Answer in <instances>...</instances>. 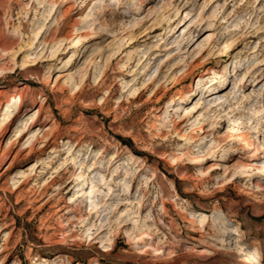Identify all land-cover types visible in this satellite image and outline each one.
<instances>
[{
  "label": "rangeland",
  "instance_id": "1",
  "mask_svg": "<svg viewBox=\"0 0 264 264\" xmlns=\"http://www.w3.org/2000/svg\"><path fill=\"white\" fill-rule=\"evenodd\" d=\"M48 1L0 0V83L3 84L0 122L8 108V103L2 102L4 96L11 94L14 86L24 90L30 85L21 113L4 139L0 138V149L8 139H14L24 116L38 112L41 102H37V97L41 91L46 94L44 107L50 116L42 115L47 119L42 128L56 130L53 138L56 144L52 142L44 152L35 151L30 159L21 161L0 178V250L10 235L9 249L0 254V264L7 253L13 255L6 264H31V261L92 264L94 259L100 264H243L239 248L251 254L257 261L255 264H264V179L257 168H248L250 163L258 167L264 161V152L262 157L258 156L264 142V64L252 75L244 91L235 88L240 82L238 78L252 68L254 61L264 60V0H216L211 4L206 0H122L121 9L117 8L115 13L108 11L105 16L94 12V3L107 6L112 0H84L87 6L65 21L60 14H51L46 8ZM73 2L68 0L66 4ZM145 5L142 12L139 10L126 18L117 16L131 7ZM223 16L229 23L222 26L219 18ZM107 17L115 21L112 26L105 24ZM235 20L238 24L247 20L253 23L249 33L254 36L239 45L230 57L221 56L219 48L224 32L231 33L232 28L238 27L237 34H241V25H236ZM43 25H48L49 30L40 38ZM94 28L99 35L91 37ZM211 30L218 33L214 47L201 56L200 48ZM259 30L262 32L256 35ZM46 36L51 40L44 45ZM131 38L136 41L129 45ZM56 49L58 53L52 57ZM65 49L68 51L62 53ZM169 53L173 58L166 62L155 84L141 99L133 101L134 92L159 72ZM28 54L40 59L33 71L20 69ZM114 55L116 58L104 74L103 84L98 86L97 76L102 66ZM92 58L95 66L90 65ZM64 64L71 65L63 67ZM205 68L215 73L203 74ZM239 69L240 73L234 75ZM11 70L15 72L10 73ZM37 74L47 77V85L36 83ZM83 75L87 82L71 105L67 103L71 100L69 85H74ZM223 75L227 87L206 91L208 82H216ZM58 76H64L62 92L51 89ZM160 85L161 92L153 98V91ZM189 91L196 92L194 100L182 103V94ZM231 93L237 98L228 103L225 94ZM241 94L249 100L243 101ZM213 98L222 103L208 110ZM102 99H107V103L101 110ZM199 102L198 112L183 123L184 109ZM256 108L262 109L263 115L254 116ZM229 109L232 113L225 115ZM158 113L161 120H156ZM196 119H202L205 125L191 133ZM235 119L242 120L245 126L253 124L255 132L230 141L228 129L234 127ZM243 131L247 132L248 128ZM183 133L193 137L181 141L179 137ZM204 135L209 137L199 141ZM79 138L81 142L76 147ZM28 139L29 136L25 137L0 161V174L15 152L29 144ZM181 145L184 147L180 148ZM125 148L141 159H132L124 153ZM102 152L101 172L109 181L116 178L118 184L111 181L101 187L103 195L108 194L110 187L115 195L96 221V217L85 213L86 200L73 204L68 201L82 184V178L73 181L74 177L82 167L85 177L90 164ZM188 153L200 164L191 165L190 171L184 167L175 171L171 167L172 158L178 157L185 164ZM72 155L78 158L79 167L73 166ZM112 160L116 165L106 170ZM37 161L39 171L46 173L37 172L22 192H13L19 172L30 171ZM215 165L218 168L211 171ZM57 166L64 168L63 173L49 188H44ZM242 172L249 176L226 184ZM127 184L133 185L132 195H123ZM31 186L37 191L27 195L25 190ZM61 186L59 193L56 188ZM17 194H21V199H17ZM142 194L146 195L147 203L144 209H138L135 202ZM50 197L45 207H39ZM122 199H129L130 205L118 206ZM66 208L74 211L65 213ZM203 215L210 221L203 231L196 232L197 218ZM88 217L92 219L91 225L82 227V220ZM234 227H240L241 233H231ZM136 231L147 236L145 243L132 242L138 234ZM95 235L97 241H92ZM176 238L180 241H175ZM254 244L258 245L257 253ZM106 245L113 249L110 254L103 251ZM145 246L159 250L139 254ZM45 259L49 261L46 263Z\"/></svg>",
  "mask_w": 264,
  "mask_h": 264
},
{
  "label": "bare ground",
  "instance_id": "2",
  "mask_svg": "<svg viewBox=\"0 0 264 264\" xmlns=\"http://www.w3.org/2000/svg\"><path fill=\"white\" fill-rule=\"evenodd\" d=\"M67 1L68 0H49L47 3L46 2H44V3H46V8H49V11L51 12V14L53 16L56 15V14H60L61 18L64 21L67 18H70L71 16H73L77 12L78 9H81V8L87 6V3L84 0H74V2L69 4V5L66 4ZM215 1L216 0H206V3L207 4H211V3H214ZM123 3L124 2L122 0L121 1L120 0H112L107 6H105L106 5L105 3L102 4L101 2H95L94 6H93V8H94L93 10H94L95 13L105 16L106 12H108V11H112V13L113 12L115 13L117 8L121 9L123 7ZM95 4L96 5L102 4V5L95 6ZM258 4H259V2H258ZM146 6L147 5H145L144 7H137V8H132L131 7L129 9V11H124V13H120L117 16L126 18L127 16H129V14L138 13L139 10L141 12L144 11L146 9ZM48 17L49 16H47V18ZM246 17H247V15L244 16V19ZM89 19H92V18H89ZM219 20H221L220 25H222V26L224 24L229 23V19H227L226 16H223V17L219 18ZM104 22H105L106 25L112 26L115 21L112 22L107 17ZM234 22L236 23V25H241V34H239V33L237 34V31L240 30V28H238V27L237 28L236 27L232 28V32L231 33L224 32L225 35L226 34H228V35L227 36L224 35L223 40L220 42L221 44H220L219 51H220V55L221 56L222 55H226V56L230 57L231 53H233L235 51V49L238 48L239 45L243 44L247 39H249V38L254 36V35H251L249 33L253 29V23H250L249 20H247L246 22H241L240 24H238V20H235ZM47 30H49V26L48 25H43L42 29L39 31L40 38L43 37L48 32ZM243 30H244V32H243ZM260 32H262V31L259 30V32L256 35H258ZM217 34L218 33L216 31H214V30L209 31L208 36H206L205 44H203L201 46V48H200L201 51H202L201 56L206 51H208V50H210V49H212L214 47L215 37L217 36ZM97 35H99V32H98L97 29L94 28L93 29V34L91 35V37H96ZM131 39L132 40H130L129 43H128L129 45L136 41L135 38H131ZM49 40H51V39H49V37L46 36L44 41H43L44 45H46L49 42ZM216 44H217V42H216ZM129 45H127L126 47H128ZM56 51H57V49L54 50V52L52 53V57L53 56L55 57L57 55L58 52H56ZM67 51L68 50L65 49L62 53H65ZM6 55L8 56V54H6ZM165 57H167V60L161 65V68L159 69V72L151 80H149L145 84H142L143 86H140V88L134 92V95L132 96L133 101L139 100L145 95V93L150 89V87L153 84H155L157 79L161 76V74H162V72L164 70V67L166 65V62L173 58L171 53L167 54ZM115 58H116L115 55L112 56V58H108L106 60V63L104 64V66H102V71L97 76L98 81H97L96 84L98 86L103 82V76H105L104 74L111 68L112 63L114 62L113 60ZM51 59L52 58H50L49 60H51ZM92 61H94L93 58H92V60L90 62V65H92V64L94 65V62H92ZM258 61L259 60L254 61L251 64L252 68L250 70H248L245 74H242L238 78L237 81L240 80V82L238 84H236L235 88H237L238 90L244 91L243 89H245V87L251 81L250 78L252 77V75L255 74V72H257L260 69L261 65L264 64V60L263 61H259V62ZM39 63H40V59L36 60V57H33L31 54H28V55L25 56L23 64L20 67V69L33 71L34 68L37 67ZM70 65L71 64H66V65L64 64L63 67L70 66ZM205 69L206 70H205V72L203 74L215 73L214 70H211V69H208V68H205ZM239 71H240V69L236 70L234 75L239 74L240 73ZM14 72H15V70H11L10 71V73H14ZM37 76H38L39 80L36 81V83H39L42 86L47 85V80H46L47 77H42L41 78L38 74H37ZM63 77L64 76H58L56 78L55 85H53L51 87L52 90H56V91H59V92H62L64 90V86H63V83H62V78ZM69 79H70V77H69ZM86 82H87V77H86V75H83V76H81V78L79 80H77L74 83V85L73 84L69 85L71 87V88L69 87L71 89V94H70L71 95V100L70 101L65 100V101H67V103L69 102V104L72 105L73 102H74V99L77 96H80L82 94V91L84 89V86H85ZM206 85H208V89L206 91H219L220 89L225 88V87L228 86V82L226 81V75L221 76L218 80H216V82H208ZM1 87H3L2 83H0V88ZM66 88H68V87H66ZM29 90H30V85L29 84H27L25 86L24 90H21V87H19V86H14L13 89H12L11 94H7V95L4 94L5 95L4 96V100H2V102L6 101L8 103V108L6 109L7 112L5 114L4 119L0 122V132H1V134H0L1 137L0 138L1 139H4V137L9 132L11 125L14 123V121L17 118V116L21 113V111H22V109H23V107L25 105V102L27 100V95L29 93ZM161 90H162V86L161 85L158 86L157 88H155V90L153 91L152 97L153 98L157 97L159 95V93L161 92ZM214 93L215 92H212V94H214ZM195 94H196L195 91L185 92L184 94H182L181 102L182 103H187L191 99L193 101L194 100L193 97L195 96ZM198 94H199V92H198ZM0 95H2L1 92H0ZM39 95L40 96L37 97V99H38L37 102L40 101L41 105L39 107L38 112L33 114V115H31V116L29 114L24 116L26 118L23 117L24 120L21 122V124L19 125L18 129L16 130L17 134L14 136V139L13 138L12 139H8L6 144H5V146L2 149H0V161H2L9 155V153L15 147L20 145L21 141L25 137L29 136V139H28V141L30 140L29 144L24 146V147H20L15 152L14 158L10 161V164L8 165L6 170L0 174V178L3 177L5 174L9 173L10 171H12L15 167H17V165L21 161L30 159L34 155L35 151L38 150V151H43L44 152L45 149H47V147L49 145H51L53 143L56 144L55 139H53L55 134H56V130L53 129V128H51V129L42 128V125H44V123L47 120V119H43L42 115L45 114V116H49V111L46 110L45 107H44V99L43 98L45 97L46 94L41 91ZM211 96L212 95H210V97ZM225 96H226L225 101H228V103H231V101H233V99L237 98V96H235V94H232V93L231 94H225ZM240 96L243 99V101H248L249 100V97L244 95V94H241ZM157 99H159V98H157ZM100 101H101L100 105L99 104L98 105L100 106L99 108H101V110H102V109L105 108V105L107 103V99H102ZM212 101L213 102H210L208 104V110H210V109L212 110L213 107H216V106H218L219 104L222 103L220 101H217V99H214V98L212 99ZM200 103L201 102L196 103L195 105L184 109L185 115L183 116L182 122L185 121V120H189L190 118H192V116L196 112H198V110L201 108V106L199 105ZM262 106L264 107V104ZM238 107H241V106H238ZM2 110H3V107L0 106V116H1ZM65 111H66V109L64 110V112ZM160 111H162V109H160ZM262 111H263L262 109H257L256 108L254 110V113H255L254 116L255 115L256 116L263 115ZM225 112H226L225 115H228V114L232 113V110H230V109L228 111L225 110ZM237 112H236V114H239ZM161 119H162V115L159 114V113L156 114V120H161ZM48 120H49V118H48ZM233 123H234V127L228 129V136L227 137H228V139L230 141L231 140H234V141L235 140H240V139L246 137L247 135L251 136L252 133L255 132L253 130V124L249 125V123H248V126H245L244 122L242 120H240V119H235L233 121ZM262 123H263V121L260 122V124H262ZM204 125L205 124H203L202 119H196L192 123V126H194V127L191 129L190 132L193 133V132H196V131H200V130L203 129ZM54 128H56V127H54ZM245 128H248L247 132L243 131V129H245ZM73 131H74L75 134H79V131L74 130V129H73ZM212 134H213V132H212ZM192 137H193L192 135H188L187 136V135H185L183 133V134H180L179 140L187 142L188 139H191ZM204 137H206V139H207V137H209V136L208 135H206V136L204 135V136L199 138V141H202ZM80 142L81 141H80V138H79L76 147L79 146ZM38 144H40V146L36 147ZM182 147H184V146L181 145L180 148H182ZM260 147H262V148L258 149V153H259L258 156L262 157L263 156V152H264V142H263V145L260 146ZM25 150H28V152L23 156ZM52 151H55V150H52ZM124 153L125 154H129L130 157H132V159L133 158L139 159V160L141 159L140 156H138L136 153H134L129 148H125ZM102 157H103V152L101 153V155L99 157H96V159H94L92 164H90L89 170H88L90 172L85 177H84V175H85L84 172L85 171H83V167H82V170L80 171V173L76 177H74L73 181H77L78 179L82 178V180H81L82 184H81V188L76 189V192L71 197V201H68V203H72L73 204V203L77 202L78 200H80V202H83V200H86V211H85V213L88 214L89 217H93V216L96 217L97 218L96 221H98L100 219L101 212H103V211H105L107 209L108 202L112 199L113 195H115V191H114V189L112 187L109 188L108 194H104L103 195L101 193V190H100L101 187L103 185H107V183H109L111 181H114L115 184H118V180H116V178L113 177L109 181V177L104 172H101V169H103V167L100 164L101 160H102ZM72 159H73L72 160L73 161V166L74 167H79L78 158L76 156L72 155ZM185 159H186V162H184L185 164H181V161H183V160H181L178 157L177 158H172L173 163H172L171 167L175 171H178L179 169H181V167H184L185 170L190 171L193 168V167H191V165H199L200 164L199 162L197 163L196 162V158H194L189 153L186 155ZM116 163L117 162L115 160H112L110 165H108V167L106 168V170L107 169L111 170L116 165ZM46 167H49V166H46ZM46 167L44 166V168H46ZM86 167H87V165H86ZM216 168H218V166H216V165L214 167L212 166L211 171H214ZM248 168H250V169H256L257 168L259 170V172H260V178L264 179V161H262V163L258 167H256L254 164L250 163L248 165ZM39 170H40V164H39L38 161L32 165V168L30 169V171H22L21 170L19 172V174H20L19 180L20 181L18 180V181L15 182V184H14L15 188H14L13 192L14 191L18 192V193L22 192L24 187L27 186L31 182V180H33L34 177L37 176V172L46 173L45 171H39ZM63 170H64L63 167L57 166L55 168L53 174H52V178L50 180H47V182L44 183L43 187L44 188H49L50 184H52L53 182L57 181L56 178L58 177L59 174L63 173ZM103 171H105V170H103ZM171 173H173V172L170 171V174ZM242 173H244V172H242ZM73 176H75V173L73 174ZM248 176H249V173H244L241 176L236 175L233 178H231L226 184H232V183L234 184L239 179H243V178L248 177ZM163 178H167V175L163 174ZM5 188L2 187V189H5ZM56 189H58L59 190L58 192L61 193L63 187L61 186V187H58ZM259 189L263 190L262 187L259 188ZM174 190H175V186H174ZM36 191H37V189L34 186H31L30 188L25 190V193L27 195H32ZM124 191L126 193L123 194V195H127V194L132 195V193L134 192L133 191V185L131 186V185L127 184L126 188L124 189ZM20 195L17 194V196H16L17 199H21ZM100 196H102V198H100ZM51 199H52V197L48 198L39 207H41V208L45 207L47 205V203ZM119 202L120 203L118 204V206H120V207H122L124 205H128V206L130 205L129 199H122V200H119ZM146 203H147V197H146L145 194L140 195V198H138L137 202H135V204L138 205V209H144ZM106 205H107V207H105ZM115 210H118V207H116ZM129 210H127V211H129ZM1 211H2V209H0V215H1ZM72 211H74L73 208L72 209L71 208H66V210L64 212L65 213H71ZM152 216H153V214H152ZM89 217L82 220V227H88L89 225H91L92 219H90ZM133 217H138V216H133ZM197 219H198L197 220L198 222H196L197 230H195V231L196 232L203 231L202 228L207 223H209L210 220L207 218V215L200 216ZM214 224H216V223H214ZM88 229H91V228H88ZM241 231H242V229L240 227H234L231 230V233H234V234L239 233L240 234ZM102 232H103V230H101L99 232V234H101ZM137 233L138 234L135 235L134 238H133L135 240H133L132 242L136 243V245L140 244V243H145L146 239H147V236L145 234H143L142 232H137ZM96 237H97V235L93 236L91 238V240L92 241L95 240ZM7 238H8L7 241L3 244L2 250H0V254L3 253L5 250L9 249V243H10V235L9 234H8ZM48 241H50L49 242L50 244H52V242H53L52 240H48ZM95 241H97V240H95ZM175 241H180V240L178 238H176ZM54 243H56V242H54ZM228 243H230V242H227L226 244H228ZM149 250L158 251L159 249L158 248H153V246L152 247L145 246V247L141 248L138 251V253L141 254V255H148V251ZM253 250H254V253L258 252L259 248H258L257 244L253 245ZM103 251L108 253V254H110L113 251V249L110 246L106 245ZM12 255H13L12 253L5 254L1 264H6L8 262V260L12 257ZM238 255H241V257H242L241 259H242V263L243 264H255V263H257L256 259L251 254H247L244 250H242V248H239ZM174 256H175V254H174ZM57 257H61V254H57ZM43 261L47 263V261H49V260L45 259ZM36 262L31 261V264L32 263L36 264ZM17 264H19V263H17ZM92 264H100V261L98 259H94L92 261Z\"/></svg>",
  "mask_w": 264,
  "mask_h": 264
}]
</instances>
